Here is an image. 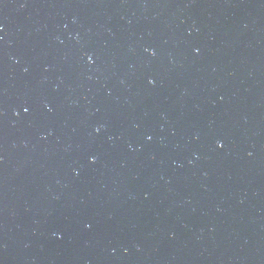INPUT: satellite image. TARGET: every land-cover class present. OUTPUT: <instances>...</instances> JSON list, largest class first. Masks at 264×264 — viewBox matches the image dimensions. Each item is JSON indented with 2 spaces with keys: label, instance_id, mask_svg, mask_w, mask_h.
Returning a JSON list of instances; mask_svg holds the SVG:
<instances>
[{
  "label": "water",
  "instance_id": "95a60500",
  "mask_svg": "<svg viewBox=\"0 0 264 264\" xmlns=\"http://www.w3.org/2000/svg\"><path fill=\"white\" fill-rule=\"evenodd\" d=\"M0 264H264V0H0Z\"/></svg>",
  "mask_w": 264,
  "mask_h": 264
},
{
  "label": "snow or ice",
  "instance_id": "6c2138e0",
  "mask_svg": "<svg viewBox=\"0 0 264 264\" xmlns=\"http://www.w3.org/2000/svg\"><path fill=\"white\" fill-rule=\"evenodd\" d=\"M25 111H27V109H25Z\"/></svg>",
  "mask_w": 264,
  "mask_h": 264
}]
</instances>
